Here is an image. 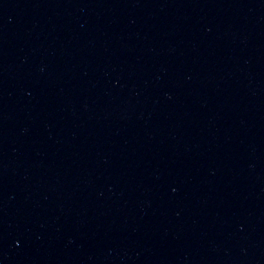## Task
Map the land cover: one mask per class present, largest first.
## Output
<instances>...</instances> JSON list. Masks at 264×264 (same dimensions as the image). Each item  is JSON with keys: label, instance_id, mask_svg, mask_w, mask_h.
I'll use <instances>...</instances> for the list:
<instances>
[{"label": "water", "instance_id": "1", "mask_svg": "<svg viewBox=\"0 0 264 264\" xmlns=\"http://www.w3.org/2000/svg\"><path fill=\"white\" fill-rule=\"evenodd\" d=\"M0 264H264V0H0Z\"/></svg>", "mask_w": 264, "mask_h": 264}]
</instances>
